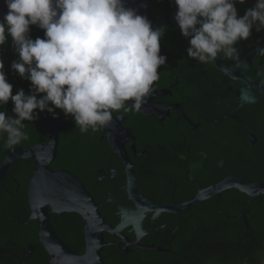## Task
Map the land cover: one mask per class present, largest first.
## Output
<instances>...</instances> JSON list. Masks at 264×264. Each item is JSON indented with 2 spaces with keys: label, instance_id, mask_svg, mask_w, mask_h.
Segmentation results:
<instances>
[{
  "label": "flooded vegetation",
  "instance_id": "af4514ba",
  "mask_svg": "<svg viewBox=\"0 0 264 264\" xmlns=\"http://www.w3.org/2000/svg\"><path fill=\"white\" fill-rule=\"evenodd\" d=\"M147 2L156 18L155 27L166 28L160 42L168 58L153 86L154 102L160 106L156 116L143 115L138 120L123 111L116 114L125 115L124 125L131 132L125 146L135 166L140 195L161 206L153 208L130 197L125 162L111 147L100 157L78 159L85 170L79 178L94 196L105 224L117 227L122 222L120 206L128 205L138 221L125 226L120 234L103 231V258L107 264H189L207 246L204 231L228 229L235 217L234 223L245 228L244 236L234 244L221 241L218 235L212 244L226 255L236 246L250 254L253 232L249 217L253 200L261 196L245 194L242 200L237 196L240 191L232 188L187 209L167 205H180L199 189L231 176L264 181V97L257 90H264V76L258 74L264 70L260 51L264 49V30L254 28L248 40L236 44L239 63L221 58L214 64H201L187 56L189 38L181 34L174 19V0ZM254 4L255 0L237 3L238 14ZM243 89L253 91L257 100H244ZM102 131L101 139L107 141ZM237 209L240 212L231 216ZM63 215L60 228L65 224ZM205 215L212 220L205 222ZM0 264H50L38 230L34 242L9 240L0 246Z\"/></svg>",
  "mask_w": 264,
  "mask_h": 264
},
{
  "label": "clouds",
  "instance_id": "9594fccd",
  "mask_svg": "<svg viewBox=\"0 0 264 264\" xmlns=\"http://www.w3.org/2000/svg\"><path fill=\"white\" fill-rule=\"evenodd\" d=\"M246 0H174V19L189 38L187 56L201 64L223 58L240 62L236 44L255 28L264 30V0H255L243 15L236 4ZM0 46L11 37L18 58L11 70L30 81L13 94L0 58V108L11 100L9 115L0 110V137L13 149L28 139L25 121L56 109L71 116L81 133L99 131L114 113L140 111L159 80L160 41L166 28H153L146 15L127 0H4ZM145 7V5H141ZM31 26L44 32L33 39ZM264 53V49H260ZM264 76V70L258 72ZM130 103V107L126 106Z\"/></svg>",
  "mask_w": 264,
  "mask_h": 264
},
{
  "label": "water",
  "instance_id": "95a60500",
  "mask_svg": "<svg viewBox=\"0 0 264 264\" xmlns=\"http://www.w3.org/2000/svg\"><path fill=\"white\" fill-rule=\"evenodd\" d=\"M145 7H141V5ZM127 6L136 8L138 14L146 15L155 28V15L148 5L147 0H127ZM7 8L4 0H0V19L6 13ZM160 54L166 56V48L160 42ZM218 64V63H217ZM228 75L232 71L218 64ZM162 66L158 69L160 72ZM154 82L153 86L155 85ZM253 84L254 82L251 81ZM264 97V90L257 88ZM156 92L152 91L146 102L142 105L139 113L145 116L157 115L160 104L154 102ZM242 97L246 101H256L257 97L251 90H242ZM130 105V103L128 104ZM59 116L45 119L42 123V133L48 138L43 143H38L28 148L16 147L6 152L5 159L0 165V181L6 176L9 167L25 158H31L34 164V173L29 183V203L31 214L29 220L38 223L39 240L50 256V264H107L102 255L105 245L103 231L107 230L112 234H120L125 226L137 225L134 217V210L130 205L120 206L122 222L117 226L106 225L101 215L99 206L94 196L88 190L84 182L74 173L68 170H54L51 163L58 155L60 133L71 120V116H65L59 109ZM113 122L106 128L104 133L109 146L125 162L127 172V190L134 200L141 199L144 203L155 208L161 206L152 204L145 200L139 192L135 166L130 159L125 143L130 139L131 132L124 125V114H113ZM161 118V116H158ZM133 148H135L133 146ZM237 189L256 198L264 195V181H249L235 176L224 178L208 187L201 188L190 199L180 205H167L170 208L187 209L200 201H205L213 195L224 190ZM51 213L62 216L64 213H75L80 216L84 225L85 251L78 253L72 249L58 234L51 220Z\"/></svg>",
  "mask_w": 264,
  "mask_h": 264
},
{
  "label": "trees",
  "instance_id": "16d2710c",
  "mask_svg": "<svg viewBox=\"0 0 264 264\" xmlns=\"http://www.w3.org/2000/svg\"><path fill=\"white\" fill-rule=\"evenodd\" d=\"M30 35L33 39L37 37L43 38L44 32L36 26H31ZM0 58L4 61L8 82L13 85V94L21 88L28 94L30 81L22 79L10 67L12 61L18 58L11 46V37L8 38L5 45L0 46ZM13 106L11 100H9L7 105L4 108H0V110H6L9 115H14L12 113ZM126 106L130 107L128 104ZM56 112L58 114L56 117H58L60 114L59 109H56ZM127 113L130 117L137 120L145 117L135 110ZM48 118H54L53 114L45 110L39 113L37 120L25 121L24 131L28 134V139L14 146V148H28L47 141L48 138L42 133V123ZM102 133V129L96 132H92L89 129L87 133H81L79 127L75 125L73 118H71L67 127L60 133L58 155L51 163V168L54 170H68L78 177H82V173L85 170L83 166H79L81 162L78 159L83 158V160L89 161L102 156L104 151L110 149L108 142L101 139ZM3 144L4 140L0 137V165L5 159L6 152L11 150L4 148ZM80 151L81 153L77 158H71L74 153ZM84 151L85 153L83 154L82 152ZM33 173V160L25 158L12 164L6 176L0 181V246L6 245L9 240L24 244L36 241L38 223L34 220L29 221L31 208L28 189ZM237 196L239 199H246V195L240 194V192H237ZM251 211L252 215L249 217V223L253 232V238L250 254L246 253L244 248L241 249L236 246L233 251L228 252L226 255L223 251L220 252L218 249H215L212 244L215 243L214 240L218 235L221 241L230 240L234 244L238 241L239 236H244L243 231H245V228L241 227L237 222L234 223L237 218L235 217L228 229L221 227L220 229L222 230L217 232L210 227L211 229L204 231L203 238L205 237L207 246L203 253H197L195 257H192L189 264H264V195L253 200ZM239 212L240 210L237 209L232 211L230 215L234 216ZM63 216L65 224L60 228L61 216L51 213V220L57 228L59 235L76 252H84L85 240L82 219L75 213H64ZM211 220V215H205V222ZM246 254L247 258L245 259L244 256Z\"/></svg>",
  "mask_w": 264,
  "mask_h": 264
}]
</instances>
